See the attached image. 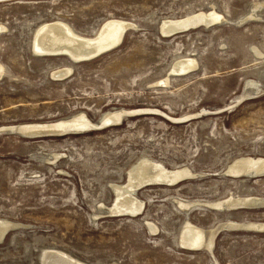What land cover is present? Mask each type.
<instances>
[{
	"label": "rangeland",
	"instance_id": "obj_1",
	"mask_svg": "<svg viewBox=\"0 0 264 264\" xmlns=\"http://www.w3.org/2000/svg\"><path fill=\"white\" fill-rule=\"evenodd\" d=\"M212 11L218 22L160 30ZM113 19L136 26L93 59L33 52L44 24L93 37ZM189 58L192 69L172 71ZM0 64V219L16 223L0 264H264V173H227L239 157L264 158V0H0ZM82 113L98 125L18 129ZM143 157L190 177L141 184L144 206L112 213V183ZM230 196L259 201L209 204ZM185 222L217 227L210 250L181 243Z\"/></svg>",
	"mask_w": 264,
	"mask_h": 264
},
{
	"label": "bare ground",
	"instance_id": "obj_2",
	"mask_svg": "<svg viewBox=\"0 0 264 264\" xmlns=\"http://www.w3.org/2000/svg\"><path fill=\"white\" fill-rule=\"evenodd\" d=\"M195 14L196 15H192L187 18L184 17V19L180 18V19L164 20L160 26V30L162 31L164 35H170L171 33L173 34V33H176L182 30H186L190 27H196L199 25L207 26L209 24L218 22V20L222 18L215 11L197 12ZM135 26L136 24L134 22L113 19V20H109L105 22L103 26L100 27L99 32L95 36L86 37L78 33L76 29H74L71 25L65 22H62V21L49 22L47 24L42 25V27L40 26L41 28L39 27L40 29L38 31L36 30L37 33H36V36L34 37L35 39H34V44H33V52L35 55H41V56L65 55L68 58H70V60L75 61V62L93 59L117 47L119 44H121V42L124 40V36L126 32ZM256 51H259V49ZM195 63H196L195 59L193 58L179 60L174 64L172 71L175 70L177 72L178 71L187 72V69L189 68L192 69L191 67H194ZM72 69H73L72 66H69L67 68L58 69V70L53 71V75H66L72 72ZM5 74H8V70L6 69L4 65L0 64V77ZM119 110L117 111L116 109L115 111L110 110V111L104 112V114L101 116L102 120H106L108 118H110V120L112 119L113 120L115 119V121L118 120L119 112H120ZM120 115H121V112H120ZM99 119L101 120V118ZM58 121H61V122L56 123V124L57 125L61 124V125H58V126L56 125L58 128L56 126L53 127L55 129L48 128L50 127L49 126L50 124H39V123L34 122L32 124L21 126L19 131L23 130V134L25 135L27 134L30 136V135H37L38 133L45 132L44 130L46 129L49 131L56 130V129L63 130L66 126L74 127L76 129H83V128H87V125L90 124L91 120H89L87 117H84L82 113L79 115H72L70 116V118L66 117L65 119H61ZM14 131L15 130H13V132ZM189 170L190 169H188L187 167L168 169L158 163H155L149 157L141 158L138 162H136L132 166V168L129 169L128 177L125 183H112V186L114 190L116 191L115 192L116 194H114L115 195L114 201H113V204L110 206L111 212L114 214L115 213H120V214L121 213H131L132 214L134 212H137L140 207L142 208L144 206V205L141 206V203L142 204L144 203L140 202V200L137 198L136 191L135 193H133V191L136 188H138V186L144 183L146 184L147 182L148 183L149 182H163L167 184H173L174 182L180 180L181 178H184L185 176L187 177L188 174L190 173ZM228 172L232 175H240V174L242 175L245 173L263 174L264 173V158L262 157L254 158V157H249V156L239 157L230 163V165L227 168V173ZM257 201H259V198L257 200L254 196L253 197L252 196H248V197H234V196L231 197L230 196L222 200L209 202V204L210 206L215 205V206L222 207L223 205L225 206L233 205L234 206L237 204H245V203L254 204ZM179 202L182 204V206H188V205L190 206V205H193L194 203V202H189V201L188 202L179 201ZM262 202H264V200H262ZM230 222L231 224L233 223L236 226L237 224H239L237 222H232V221ZM256 223H253V225L255 224L256 226H258L257 225L258 223L257 224ZM14 224L16 223L6 220V219H0V240L3 238V236L7 232L6 230L8 229V227L13 226ZM260 225L262 226V224ZM183 227L180 233L181 243H183L189 248L205 247L206 249L210 250L211 245L214 243V242L211 243V241H212L214 233H216L215 230H217L216 229L217 227L206 229V228L197 226L189 222H185Z\"/></svg>",
	"mask_w": 264,
	"mask_h": 264
},
{
	"label": "water",
	"instance_id": "obj_3",
	"mask_svg": "<svg viewBox=\"0 0 264 264\" xmlns=\"http://www.w3.org/2000/svg\"><path fill=\"white\" fill-rule=\"evenodd\" d=\"M121 115H122V113H121ZM121 115H120V113H119V118L121 117ZM118 117V116H117ZM113 121H115V119L113 120H110V118H108V119H106V120H102L101 119V122H100V125H102V124H105V123H111V122H113ZM61 121H56V122H52V123H50V127H48V128H53V127H55L57 124L56 123H60ZM58 125H61V124H58ZM57 125V126H58ZM98 125V123H93V122H91L90 121V124L89 125H87V127H94V126H97ZM56 126V127H57ZM63 126V125H62ZM65 126V125H64ZM21 127H18V129H20ZM58 128V127H57ZM53 129H55V128H53ZM67 130H76V128H74V127H70V126H66L63 130H58V129H56V130H50V131H54V132H62V131H67ZM45 132H47V131H49V130H44Z\"/></svg>",
	"mask_w": 264,
	"mask_h": 264
}]
</instances>
